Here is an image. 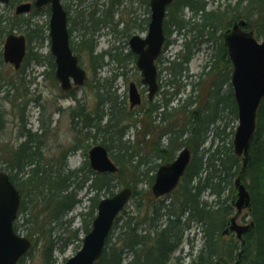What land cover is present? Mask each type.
<instances>
[{"label": "trees", "instance_id": "trees-1", "mask_svg": "<svg viewBox=\"0 0 264 264\" xmlns=\"http://www.w3.org/2000/svg\"><path fill=\"white\" fill-rule=\"evenodd\" d=\"M17 1L27 0H11V4ZM64 1L69 14L71 46L80 60L82 61L83 56L86 55L94 74H98L111 63L116 65L118 72H114L110 78H104L103 81L99 79L95 83L86 82L85 87L90 86L94 91V103L91 108L88 107L87 102L78 99L74 94L77 89L71 92L75 105L69 108V113L72 128L78 134L74 131L76 135L74 144L68 150H62L61 157L54 158L51 163L43 158L41 152L42 134L31 132L30 129H26L25 123L22 124L20 133L25 140L16 148L12 156L0 160V164L4 165L2 169L8 171L21 192L20 212L25 213L41 205V210L46 216L44 220L36 218L33 226H28L32 222L31 219H26V223L23 224L16 223L15 230L21 232V229H25V236L35 241L33 248L38 245L37 237L33 238L34 235L42 234L45 239L41 248L43 264H56L55 250L64 252L73 238L80 239L81 231L87 234L91 230L100 200L116 193V189L122 183L120 178L126 169L138 177L139 183H147L151 186L158 167L172 161L175 152L187 146L192 152V159L178 188L172 192L173 194L178 192L179 195L173 197L168 204L162 203L161 206L148 210L143 215L138 212L133 213L136 209L131 212L125 209L116 218L104 252L95 264H124L127 258H130L127 264H170L184 240L185 232L193 223L200 224L204 228L202 230L204 245L191 264H208L217 259L225 264L237 261L240 264H264V99L260 105L257 129L249 151L250 161L242 171L243 159L235 154L232 138L237 121V105L233 99V91L230 89L225 93L223 90V85L229 83L232 73L223 32L235 21L246 19L257 36L264 37V0H236L234 4L229 2L224 7L218 3L219 5L214 9L208 7L216 0H175L169 6L165 20V32L168 36L166 47L170 43L171 35L175 33L182 41L181 49L175 53L172 60L166 61L167 66L164 69L170 79L166 86L163 83L160 85L163 88L158 94L161 96L160 101L149 102L147 106L150 114L154 116L153 120L167 125L165 121L168 115L165 107L167 108L173 99L184 93L188 84L181 85V79L191 77L189 83L191 91L187 97L189 111L184 127L176 128L171 124L168 125L169 127L165 126L167 129H164L163 134L168 136L165 144L162 143L165 138L163 134L153 142V155L158 163L156 161L152 167L135 150L131 142L125 139L124 115L120 113L124 101L120 99L114 84L118 77L124 75L119 70H126L129 64H135L137 56L130 50L127 53L117 51L119 47L97 52V38L101 31L106 28L114 29L122 22L125 23L124 19L115 21V16L116 10H120L128 0ZM142 2L149 14L150 0H142ZM100 4H104L106 10L99 9ZM186 9L191 12L188 18L185 15ZM45 12L50 15V8L35 9L32 15ZM149 20L148 15L138 25L133 23L128 29L137 26L142 28L140 27L142 22L145 27ZM8 22L9 19L0 14V25ZM26 26L29 42L35 38L43 45L44 41L49 39L47 21L42 23L32 18L26 21ZM14 27L15 24L12 23L10 32L14 31ZM204 44L209 50L208 58L202 72L198 74V79L193 80L194 75L188 73V64L196 50ZM46 59L52 70L42 75L47 78L50 72L55 78V62L51 52L44 58L39 53L28 52L24 65L17 71L18 76L25 73L26 67L32 60L40 66H45ZM161 60L162 58L159 59ZM215 72H222L221 81L218 83L212 80L209 83L205 106L197 107L198 101L194 92L199 90L204 76L210 77ZM20 83L21 81L14 80L12 84L14 93L19 91ZM23 86L25 89L24 84ZM174 87L177 88L172 93L165 89ZM229 96L232 100L227 102ZM134 115L131 114L129 117L133 118ZM21 120L24 121L25 117L23 116ZM5 128L6 117L4 112L0 111V141ZM40 128L42 133L46 134L49 125L45 127L42 123ZM84 131V138L88 140L91 137L97 141L99 135L102 136L100 143L107 147L111 157L118 164V173L93 171L88 153L79 167L68 166L69 152L79 150L83 141L80 138ZM89 148L90 145H87V149ZM238 176H241L247 184L252 198L249 216L254 226L245 235V245H242L237 238L224 242L221 234L229 217L235 211L228 192L233 190V183ZM126 183L132 187L133 197L143 192L136 189L137 183L133 186ZM26 190L29 194L28 205ZM82 190H85L84 198L89 203L86 211L79 214L81 227L69 230L75 218L68 219V214L76 205L82 203V199L78 197ZM206 192L214 196L211 202L203 199ZM63 222L68 223V235H60L56 240L50 230L49 237H45L47 224L55 225ZM33 248L18 264H29L28 257L32 255ZM176 259L181 260L180 257Z\"/></svg>", "mask_w": 264, "mask_h": 264}, {"label": "rangeland", "instance_id": "rangeland-1", "mask_svg": "<svg viewBox=\"0 0 264 264\" xmlns=\"http://www.w3.org/2000/svg\"><path fill=\"white\" fill-rule=\"evenodd\" d=\"M235 1L236 0H216L215 3H210L208 8L214 9L219 4L224 7L229 2L234 4ZM20 3L21 2L17 1L14 4L5 5L0 2V14L4 18L9 19L8 23H3L0 25V110L4 112L6 117V128L3 132L2 139L0 141V160L2 161V159L4 158L12 156L16 148H18V146L25 140L24 136L20 133L22 124L25 123L26 129H30L31 132H38L39 134H42L43 137L41 138V152L43 154V158H45L49 163H51L54 158L61 157L60 152L62 150H68L76 141V135L74 132L76 130H73L72 128V120L69 113V108L71 106H74L75 103L73 101V96L65 94L61 90L59 82L52 77L50 72L48 73L47 78L41 75V73L43 74L46 71L52 70L51 65L49 61H47V59L45 60V66H40L32 60L26 67L25 73L22 74L20 77L12 66L4 62V42L9 34H25L27 36L28 28L26 26V21L28 19L33 18L42 23H45L49 20L46 12L39 15H32V13L21 16L16 15V6ZM99 9L106 10V6H104V4H100ZM185 15L188 18L190 13L185 10ZM147 16L148 11L146 10L142 0H128V2H126L125 5L120 8V10H116L115 21L121 19L125 20V23L119 24L117 28L118 30L122 31L111 34L110 32H108V30L102 31V33L97 38V52H101L104 50H112L113 47L118 46L119 48H117V51L127 53L131 49L129 41L132 36L138 34L144 37L147 35L148 32V24L144 27V22H142V24L140 25V27L142 28H139V26H137L136 28L129 30L131 25L133 23H136L138 25L140 21L143 18H146ZM12 23L15 24V27L14 31L10 32ZM110 30H112V28H110ZM176 37L177 35L175 33L171 35L170 43L167 46L165 52H163V55L161 56L162 60L158 62L159 79L161 83L165 84V86L167 84V81L170 79V76H168L167 72L164 69V67L167 66L166 61L172 60L174 58L175 53L180 47L178 41H176ZM260 38V40H264V37ZM49 43L50 42L48 40H45L44 44L42 45L39 43V41H37V39L34 38L32 39V41L29 42L28 52H31L32 54L39 53L41 57L44 58L45 55L51 52ZM208 51L209 50L206 49L205 44L200 46V49L196 50L195 55L193 56L191 62L188 64V73L189 75H194L193 80H197L198 74L202 72L203 67L208 58ZM82 65L87 70L89 77L88 81L91 83H95V81L99 79L103 81L104 78H110L114 72H118L116 65L114 63H111L101 69L98 74H94L91 69L89 59L86 55L83 56ZM119 71H122L124 75L118 77L114 84L115 87L118 89V95L120 96V99L124 101L123 106L120 108V113L121 115H124L123 126L125 125L126 127L125 139L131 142V145L135 148V150L139 154H141L143 156V159L145 161H148L149 166L152 167L155 165L156 161L158 163V160L154 158L153 155V142L160 137V134L164 133V129H167L165 126L171 124L176 128H182L184 127V124L188 119L189 107L187 97L189 96L188 85L191 82V77H184L181 79V85L184 83L185 85L188 84L185 88L184 93L181 96V99L178 100L177 98H180V96H178L177 98L172 100V102L167 108L165 107V111H167L168 115V118L165 121L167 125H165L159 121L153 120L154 116H152L148 111V89L141 83V75L138 69L135 68V64L131 63L129 64V67L126 70L120 69ZM221 73L222 72H215L210 77L204 76L199 90L194 92V95H196L195 99L198 101L197 107L205 106L204 104L206 103L208 97V85L212 80L213 82L218 81L219 83L221 81ZM208 78H210V80H208ZM10 79H13V81L17 80L18 82L21 81L19 85V91L16 93L12 91L9 94V96H11L9 97L11 101L4 98L7 95L5 92L7 90H2L3 83ZM131 82H135L138 85L140 92L143 94V104L136 106L134 109H130L129 101V87ZM23 84L25 85V89H23ZM176 88L177 87L165 89L172 93ZM230 89L233 91L231 81H229V83L226 82L223 85V90L225 93L229 92ZM74 94H76L78 99L87 102L88 107L91 108L94 103V91L93 89L91 90L90 86L80 88L76 90ZM155 99L157 102H159L161 96H158ZM226 100L227 102H230L232 98L229 96ZM161 103H163V101H161ZM193 107H195V105ZM137 113L139 114L135 116ZM128 114H135L134 118L129 117ZM23 116L25 117L24 121L21 120ZM50 122H52V124H49ZM42 123H44L45 127L49 125V130L46 134L45 132L42 133V130L40 128V126H42ZM235 123L237 124V122ZM84 133L85 131L82 133V136L80 135V139H83V141L81 142V146L78 148L79 150L69 152L67 163L70 168L79 167L85 160V156L88 153L89 149L92 146L100 143L102 140L101 135H99L97 141L93 140L91 137H89V140L85 139ZM76 134H78L77 131ZM163 135H165L163 136L165 138H163L162 143L165 144L168 136L167 134ZM87 145H90L89 149H87ZM178 152L179 151L175 152L174 159L178 155ZM2 167H4V165L1 163L0 171L8 172L7 170L2 169ZM137 180L138 177L131 171L126 169L123 176L120 178V181L122 183L119 181L121 184H119L120 186L116 189L117 193L124 187L129 186L126 183L128 182L132 186L133 184L137 183L136 189H138V191H143L137 197H131L129 204L126 207V211L128 212L135 211L134 209H136V211L133 213L138 212L140 215H143L146 211L161 206L162 203L168 204L173 197L179 195V193L176 192L174 194L172 193V195H167L162 198L156 199L153 197L152 185L149 186L147 183H139V181ZM25 192L26 197H28L26 198V203L28 205L29 194L27 190ZM234 192L235 185L233 183V190L231 192H228L230 193L231 200H233L234 198ZM84 194L85 190L80 191L78 197L82 199V203L76 205L75 208L68 214V219L75 218L69 230L81 227V219H79L78 216L81 212L86 211V208L89 203L84 198ZM203 199L211 202L214 199V196L210 194V192H206L203 195ZM40 206L29 209V211L25 213L20 212L17 223L23 224L26 223V219H31L32 222L28 224V226H33L36 218H38L39 220H44V216L46 215L44 212H42ZM236 213L237 210L235 208L234 214L231 215L229 219L235 216ZM251 220L252 219L249 216L248 209L243 210L242 214L238 217L239 224H247L250 223ZM60 224H47L45 237H49L50 230L51 234L56 240L57 238H59L60 235H68V223L63 222ZM203 229L204 228L200 224H191V228L185 232L184 240L179 249L174 254V257L171 260L170 264L192 263V261L200 253L204 245V239L201 236V232ZM21 234L25 235V229H21ZM84 236L85 233L81 231L79 235L80 239L82 240ZM222 237L224 242L230 241L231 238H236L235 234H230L227 236L222 235ZM33 238L37 239L38 245L33 248L32 255L28 257V263L43 264L44 261L42 258L41 248H43L45 243L44 236H42V234L37 233L36 235H34ZM80 239L73 238L71 242L67 244V247L65 248L64 252H61L59 249L55 250L54 256L57 259L56 264H63L68 258L72 257L79 251L82 245V241ZM32 242L34 243L35 241L32 240ZM191 251L192 256L190 257L187 253H190ZM176 257H180L181 260H177ZM129 260L130 258H127L124 264H127Z\"/></svg>", "mask_w": 264, "mask_h": 264}, {"label": "water", "instance_id": "water-1", "mask_svg": "<svg viewBox=\"0 0 264 264\" xmlns=\"http://www.w3.org/2000/svg\"><path fill=\"white\" fill-rule=\"evenodd\" d=\"M0 2L8 4L10 0H0ZM173 2L174 0H150L151 21L148 35L145 38L134 35L130 40L131 49L138 56L136 64L141 71L142 83L148 86L150 100L159 89L156 60L162 54L166 42L164 21L167 9ZM32 5L31 2L18 5L16 14L30 12ZM47 5L51 9L49 35L51 53L56 63L55 76L61 89L69 92L74 86L81 87L85 84L88 78L87 71L71 48L68 12L62 0H35L34 2V6L38 9ZM248 25L246 20H240L223 35L233 66L231 83L239 120L233 141L236 155L243 158L242 171L250 161L249 151L255 137L260 105L264 99V41H260L253 30H248ZM26 53L25 35L10 34L6 38L3 52L6 63L19 69ZM129 97L131 108L141 103V94L135 82L130 84ZM191 156L190 149L184 147L173 162L159 167L152 185V193L156 198L165 196L178 187L191 161ZM89 160L91 168L96 172L115 174L119 171L108 149L102 144L94 145L89 150ZM235 188L234 205L237 208V215L229 220L222 234L228 235L235 232L238 239L245 245L244 236L254 223L239 224L237 218L243 210L251 206L252 198L240 176L235 181ZM132 194V188L127 186L115 195L101 199L92 228L83 238L82 247L63 264H95L101 258L114 222L129 204ZM20 204L19 189L7 172L0 171V264H17L33 246L29 238L20 236L14 229ZM208 264L224 263L216 261Z\"/></svg>", "mask_w": 264, "mask_h": 264}, {"label": "flooded vegetation", "instance_id": "flooded-vegetation-1", "mask_svg": "<svg viewBox=\"0 0 264 264\" xmlns=\"http://www.w3.org/2000/svg\"><path fill=\"white\" fill-rule=\"evenodd\" d=\"M34 9L35 8H32V11H34ZM28 38V37H27ZM23 65H24V62L22 63ZM10 66H12L13 67V69H14V66L13 65H11V64H9ZM22 65V66H23ZM21 66V67H22ZM21 69V68H20ZM19 69V70H20ZM18 70H16V72H17ZM13 79H10V80H7V81H5V83H3V85H2V90H7V91H5L6 92V96L4 97L5 99H7V100H9V97H11V96H9V94L13 91V86H12V84H13ZM141 93V92H140ZM141 104H143V94L141 93ZM1 112H2V110H0Z\"/></svg>", "mask_w": 264, "mask_h": 264}]
</instances>
